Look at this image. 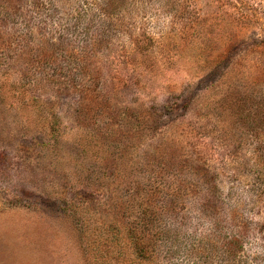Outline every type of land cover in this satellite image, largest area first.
<instances>
[{"label":"rangeland","instance_id":"374dc122","mask_svg":"<svg viewBox=\"0 0 264 264\" xmlns=\"http://www.w3.org/2000/svg\"><path fill=\"white\" fill-rule=\"evenodd\" d=\"M0 264H264V0H0Z\"/></svg>","mask_w":264,"mask_h":264}]
</instances>
